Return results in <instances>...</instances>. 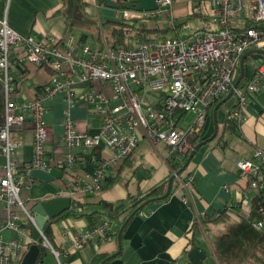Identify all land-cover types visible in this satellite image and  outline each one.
<instances>
[{
  "label": "built area",
  "instance_id": "obj_1",
  "mask_svg": "<svg viewBox=\"0 0 264 264\" xmlns=\"http://www.w3.org/2000/svg\"><path fill=\"white\" fill-rule=\"evenodd\" d=\"M152 1L155 11L118 10L115 19L153 22L155 28L158 19L169 14L172 0ZM207 4V21L214 26L212 30L114 48H109L103 40L91 46L70 34L63 39L21 35L7 26L5 17L0 19V82L4 101L0 123V157L4 160L0 207L6 213L0 231H20L19 217L35 227L33 215L25 208L19 192L27 187L30 169H47L45 100L60 96L65 105L58 154L66 173L56 192L70 199L69 211L73 212V205L86 195L96 194L103 181L115 174L117 166L131 156L140 141L145 140L151 146L164 145L168 157L180 162L194 143L210 134L211 126L204 133L210 121L209 109L220 97H225L236 80L241 55L264 47V0H207ZM164 25L171 29L172 20L168 19ZM248 25L261 28H247ZM13 64L45 69L52 82L38 90L32 99L16 103L17 86L10 73ZM262 77L264 68L258 67L242 90L233 91L234 107L225 115L228 122L238 125L243 120L244 107L251 103ZM77 104L96 118L94 132L76 128L69 110ZM186 115L192 118L184 127L180 121ZM25 124L31 127L32 158L29 164L18 166L14 159L17 142L12 130ZM79 155H86L90 173L68 175L77 165ZM236 170L246 189L264 202V150L256 151L250 160L237 161ZM253 227L263 230V219ZM109 233L110 223L101 218L85 233L68 238V251H77L90 242L102 244L111 239ZM38 239L60 264L58 251L42 231ZM30 243L25 237L24 246L18 239L5 244L0 236V264H20L21 251Z\"/></svg>",
  "mask_w": 264,
  "mask_h": 264
},
{
  "label": "crops",
  "instance_id": "obj_2",
  "mask_svg": "<svg viewBox=\"0 0 264 264\" xmlns=\"http://www.w3.org/2000/svg\"><path fill=\"white\" fill-rule=\"evenodd\" d=\"M106 9L108 8L102 3L99 4L97 0H65L64 2L61 0H0V19L5 17L7 26L21 35L63 39L70 34L76 40L82 39V42L86 43L88 37L92 39L89 31L93 26L94 16L99 25L101 21L105 23L111 19L116 20V11L121 10L110 12ZM168 12L167 17L158 19L156 28H166L164 23L171 19L173 25L182 24L181 32L183 33H180V36L195 31L214 29V26L207 21L209 14L207 0H172ZM71 18L73 20H70ZM196 19L204 20L209 25L206 27L201 25L197 30L186 31L187 21ZM97 35L102 38L99 32ZM98 43L95 41L91 46ZM18 66L13 64L10 68L13 81L17 86L14 95L16 103L32 99L38 90L52 82L50 73L45 69L23 65L20 70H17ZM258 67L264 68L263 57L256 55L249 58L247 65L244 66L243 75L246 77V82L252 78ZM76 92L80 90L77 89ZM44 106V123L47 129L44 163L47 169L45 171L30 169L28 172L29 178L25 183L27 187L25 186L26 189L19 192V198L28 211L42 201L65 197L56 192L63 180L62 175L66 173L62 170L61 156L58 154L62 144V113L65 105L60 96H55L45 100ZM69 111L78 130L89 133L95 131L97 120L88 114L86 108L77 104ZM225 115V110L220 115L218 111L216 112V135L220 134L218 129ZM209 120L204 133L209 132L210 126L212 132L211 115ZM12 131L17 142L14 153L16 165L29 164L32 158L30 125L25 124L21 129ZM235 132L221 133V140L215 136L212 141L199 148L183 172L179 174L183 179L182 182L177 180L176 188L168 198L164 202L156 201L147 204L125 225L120 234L119 247L116 236L122 218L110 223V240L99 245L90 242L77 251H68L70 246L68 238L83 234L92 227L85 218H65L47 227L50 243L59 253L58 262L60 264H90L95 255H107V257L114 255L113 258H109V261L101 264H181L185 262L183 250L187 242L186 233L199 217L213 215L218 211L223 212L224 216L221 221H214L206 224L205 227H200V238L196 245L204 253L206 251L201 249L200 240L207 231L216 229L224 233L221 225L226 222L246 223L250 214L255 215V209L251 205L255 197L246 189V184L237 177L236 162L242 159L250 160L256 151L264 150V77L259 79L251 103L244 107L243 120L236 125ZM157 144L160 143L151 146L145 140L140 141L131 156L117 166L114 183L108 187L107 191L100 194V198L108 203H116L125 201L127 197L138 193L144 194L150 188L166 184L167 179L172 175L165 160L168 152L162 145L165 155L160 156L155 148ZM79 158L77 165L69 170L68 175L90 173L91 167L86 160V155H79ZM3 165L4 160L0 157V177ZM185 179H188V182ZM242 195H245L247 199L243 200ZM184 199L186 202L183 201ZM80 200L82 202L83 198ZM91 210L92 208H88L85 213ZM5 217L6 213L0 207V225ZM100 219L101 216L96 214L92 221L96 223ZM261 219L260 217L259 220ZM18 222L19 225H24L25 220L19 217ZM250 226L247 228L255 231L253 224ZM25 231L24 229L18 232L3 229L0 231V236L5 244L11 239H18L24 246L25 237L31 241L30 232L27 236ZM114 233H116L115 237L112 236ZM214 244V250L210 247L211 245L209 246L211 258L209 256L210 260H208L206 256L204 264H234V259L230 258V252L224 248V239L220 235L214 237ZM27 250L28 246H25L21 254L26 253ZM49 258L45 260L46 264H57L53 256ZM263 260L262 256H256L254 260L247 261L245 264H262Z\"/></svg>",
  "mask_w": 264,
  "mask_h": 264
},
{
  "label": "trees",
  "instance_id": "obj_3",
  "mask_svg": "<svg viewBox=\"0 0 264 264\" xmlns=\"http://www.w3.org/2000/svg\"><path fill=\"white\" fill-rule=\"evenodd\" d=\"M61 1L64 2L65 0H61ZM97 1L99 4L102 3L101 0H97ZM111 1H113L115 4L119 5V3H121L122 0H111ZM103 25H110V30H109L108 34L106 35V37L102 36V38H101L100 36H98L96 34L94 36L95 41L100 42L102 39L104 41V43L109 48H114L117 46L118 47H125L128 45L135 46V45H138L142 42L155 41L156 39L159 38L158 36H160L164 33H167V32L172 33V37L160 36L161 37V38H159L160 41L166 40L169 38H182V37L186 36V35L180 36V33H182L181 32L182 24H179L177 26L173 25L171 29H169V28L158 29L156 27L155 28H147L145 26V24L140 23L134 19L130 22H120L117 20H110V21L103 23ZM247 28L260 29L261 27L258 25H248ZM79 41L82 42V39H80ZM260 50L264 51V47H262ZM251 57H253V56H250L244 60V66L247 65L249 58H251ZM263 59H264V57H263ZM245 78L246 77L243 75V78L241 79V81L239 82V84L237 86V90H242L244 88L245 83H246ZM223 98H224V96L220 97L215 104H217ZM3 107H4L3 87H2V84L0 82V123L2 122V117H3L2 116L3 115ZM232 107H234V105ZM211 111H212V108L209 109V117L211 115ZM235 127H236V124L230 123L226 119H224L223 123L221 124L220 129H218L220 131V134L215 135L216 138L218 140H221V135L224 132L236 133ZM211 134H212V132H210V134L207 137H205L204 139L199 140V142L207 140L211 136ZM199 142H197V143H199ZM222 143H221V146H223ZM196 144L194 143L193 146ZM218 144H220V143H218ZM187 156H188V154L185 155L184 158L180 162L172 161V157H167L165 159L166 165L171 170L172 174L176 173L177 171H179L183 167V165L187 159ZM116 173H117V171L115 172V174ZM114 175L103 181V183L100 186L99 191L96 194L86 195L83 198V201L81 203L78 202L75 205H73V209L75 210L74 212H73V210L67 211L63 215L59 216L58 218H56L54 220H50L49 222H47V224L43 230V234H44L45 238L50 242V234H49V231L47 230V227H49L50 225H52L53 223H55L59 220L65 219V218H72V217H74V218H85L87 220V222L90 223V226H93L95 223H93L92 218L94 217V215L98 214L99 216H101V218L106 219L109 223L117 221L118 219L122 218L121 222H120V225H121L124 222V220L130 214H133V216H136L137 214H139L141 212L142 209H139V206L144 201L149 200L150 201L149 204L156 202V201L157 202H164L168 198V196L171 194V192L174 191V189L176 188V184H177V180H176V182L173 180L171 183L169 194L167 195V197H165L161 200L159 198L162 197L163 194L165 193L166 184L150 188L144 194L138 193L134 196H129L125 199V201H118L116 203H108L107 201H104L100 198V196H101L100 194H103V192L107 191L108 187L114 183V180H115L117 174L115 176ZM251 205L255 209V211L260 215V217L262 219H264V202L262 201V199L259 197L254 198ZM88 208H92V210L89 213H85ZM223 218H224L223 212L218 211V212H215L213 215H209V216L204 215V216L199 217L197 220H195L186 233V241L187 242H186V246L183 250V253H186L191 248H197L196 243L198 242V239L200 238V227H205L206 224H210L214 221H221ZM30 228H31L30 225L26 221H25L24 225H19L20 230H23V229L26 230L25 232H26L27 236H29ZM108 235L111 238V233H109ZM112 236L115 237L116 233H114V235H112ZM34 244L36 245L37 253H36L35 261L33 264H46L45 260L47 258L50 259L49 257H51L52 255L49 253V251L47 249H45L41 246L39 239H37V241ZM27 246H29V245H27ZM24 253L25 252H22L21 257L24 255ZM109 258L110 257H107V255H103V256L102 255H97V256L95 255L90 264L106 263L107 261H109ZM262 264H264V260H263Z\"/></svg>",
  "mask_w": 264,
  "mask_h": 264
},
{
  "label": "water",
  "instance_id": "obj_4",
  "mask_svg": "<svg viewBox=\"0 0 264 264\" xmlns=\"http://www.w3.org/2000/svg\"><path fill=\"white\" fill-rule=\"evenodd\" d=\"M102 4L112 10H128V11H134V12H152L156 10V6L153 3L152 0H122L119 5L115 4L111 0H101ZM262 56L264 57V51L260 49L250 50L245 53H243L239 59L238 64V75L234 83L232 84L231 88L228 90L225 97L219 101L217 104H215L211 111V125H212V134L211 136L205 140L197 143L193 146L192 150L188 153L187 159L183 165V167L177 171L176 173H173L168 179L166 183V189L165 193L162 197L159 199H163L167 197L170 191L171 183L172 181L179 175L181 172L186 168L190 160L194 157L195 153L204 146L206 143L212 141L216 135L217 132V120H216V112L217 110L223 106L230 98H232L233 91L236 90L239 82L243 78L244 74V60L250 56ZM149 200L144 201L140 206L139 209L144 208L147 204H149ZM70 199L67 197H55L52 199H48L45 201H42L40 203H37L32 209L31 213L34 217L35 227L30 228V237H31V243L28 246V250L26 253L22 256L20 264H33L35 261L37 248L34 244L37 239L39 232L43 230L47 222L50 220H54L61 216L63 213L69 211L70 209ZM133 214H130L124 222L121 224L120 228L118 229L117 236H116V243L119 247V241H120V234L125 225L132 219ZM185 262L181 264H204L206 261V255L204 252L199 250L198 248H191L189 249L185 254ZM111 256L110 258H113Z\"/></svg>",
  "mask_w": 264,
  "mask_h": 264
},
{
  "label": "rangeland",
  "instance_id": "obj_5",
  "mask_svg": "<svg viewBox=\"0 0 264 264\" xmlns=\"http://www.w3.org/2000/svg\"><path fill=\"white\" fill-rule=\"evenodd\" d=\"M106 10L110 12L113 11L111 9H106ZM70 20H73V19L71 18ZM103 22L104 21H101V23L98 25L96 17L95 16L93 17V24H92L93 26L91 27V30L89 31V33L92 36V39L91 37H88L86 41L87 44L93 45L95 43L94 35L97 34L98 32L100 33L101 36L106 37V35L108 34L110 30L109 29L110 25H103L102 24ZM187 22L188 23L186 25L188 29L186 31L188 32L197 30V28L201 25L205 27L209 25L204 20L199 21L198 19L188 20ZM145 26H148V28H153L154 23L149 22V23H146ZM186 31L184 30L185 33ZM160 36L172 37V33L167 32ZM160 36L158 37L161 38ZM159 38L156 39L155 41H158ZM20 68L21 66L19 65L17 67V70H20ZM234 103H235V98L232 97L226 104H224L218 110V115L223 113L224 110L226 114L232 108ZM191 118H192V115L184 116L180 121L181 126H184V127L187 126L190 123ZM155 148L157 152L160 154V156L163 157L165 155L164 149L162 148L161 144H157ZM180 179L181 177L178 175L174 179V181L176 182V180H180ZM249 217L250 218L248 219L246 223L245 222L234 223L232 221H229V222L222 224L221 229L225 231L224 233H220V231L216 229L207 231L200 240L201 241L200 247L201 249L207 252V253L205 252L206 256H208V258L210 256L211 258V251H210L209 246L211 245L210 247H212V249L214 250V247H215L214 237H217L220 235L221 238L224 239V248L228 249V251L230 252V258L234 259V264H245L247 261L250 262L254 260L256 256H262V260H263L264 229L261 231H257V230L254 231L252 228H247V227H251L250 224L254 225L259 220L260 215L255 211V215L250 214ZM215 255H216V258H218L217 252H215ZM210 258L208 260H210Z\"/></svg>",
  "mask_w": 264,
  "mask_h": 264
},
{
  "label": "bare ground",
  "instance_id": "obj_6",
  "mask_svg": "<svg viewBox=\"0 0 264 264\" xmlns=\"http://www.w3.org/2000/svg\"><path fill=\"white\" fill-rule=\"evenodd\" d=\"M33 215V214H32ZM34 218V217H33Z\"/></svg>",
  "mask_w": 264,
  "mask_h": 264
}]
</instances>
